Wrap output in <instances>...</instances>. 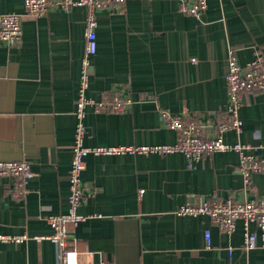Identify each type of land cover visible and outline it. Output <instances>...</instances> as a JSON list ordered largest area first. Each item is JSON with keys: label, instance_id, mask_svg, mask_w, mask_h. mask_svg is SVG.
Returning <instances> with one entry per match:
<instances>
[{"label": "crops", "instance_id": "obj_1", "mask_svg": "<svg viewBox=\"0 0 264 264\" xmlns=\"http://www.w3.org/2000/svg\"><path fill=\"white\" fill-rule=\"evenodd\" d=\"M60 0H53L58 2ZM80 1V0H74ZM180 0H126L124 9L97 11V48L86 96L110 92L129 99L122 113L85 110L86 147L172 145L176 134L160 110L183 105L215 124L224 111L229 52L239 65L264 54V0H205L200 19L179 10ZM24 14L23 0H0V14ZM89 10L50 7L23 17L18 45L0 43V161H25L27 193L12 197L14 181L0 176V264H56L47 218L68 212L74 111L85 55ZM242 131L227 144L258 147L264 158V93H247L239 110ZM233 151L205 155L188 169L181 153L89 155L81 174L85 200L68 226L71 259L79 264H264V232H250L256 248L243 251V226L221 232L206 216H180L184 204L229 197L242 200L243 178ZM264 195V173L251 176ZM209 231L208 248L205 232Z\"/></svg>", "mask_w": 264, "mask_h": 264}, {"label": "built area", "instance_id": "obj_2", "mask_svg": "<svg viewBox=\"0 0 264 264\" xmlns=\"http://www.w3.org/2000/svg\"><path fill=\"white\" fill-rule=\"evenodd\" d=\"M126 0H23L24 16L40 18L47 14L50 7L59 6L68 11L74 6H85L89 10L85 30V55L81 62V75L74 116L76 125L74 139L71 147V165L69 169V209L62 215L49 216L47 223L53 229L49 239L56 245V264H79L70 255L75 253L68 248V226H77L87 217L79 214L78 209L85 200V187L81 174L86 167V158L89 155H117V154H160L167 155L181 153L187 160L188 169H195L196 165L207 154L233 151L239 157L238 168L243 178L242 200L229 197L224 200H204L198 205H181L176 213L180 216H206L226 234H231L237 221L243 226V251L256 248L257 238L250 232V225L255 224L264 232V195L249 197L252 193L251 176L264 173V158L256 152L258 147L235 143L227 144L222 135L233 131L239 135L242 131V121L239 110L243 105L244 95L247 93H264V54L257 53L253 59L245 65H239L229 52L227 59L228 71L225 76L228 90L227 104L222 112V117L215 123L203 121L200 115L191 113L186 105H183L179 114H172L166 110H160V118L164 125L176 134V141L172 145L158 146H115V147H86L85 137V110L92 107L96 113H122L131 105L129 99H124L118 94L110 92L101 101H95L86 96L89 86L91 58L96 52V20L94 13L97 11H113L124 9ZM207 8L205 0H180L181 13L200 19ZM23 15L16 13L0 14V43L7 47L18 45L22 37ZM0 176L13 179L12 197L20 199L26 195L27 180L32 176L30 165L25 161H0ZM26 235L14 237L0 236L1 241L19 243L25 240ZM206 246L209 248L211 237L209 231L205 232Z\"/></svg>", "mask_w": 264, "mask_h": 264}]
</instances>
